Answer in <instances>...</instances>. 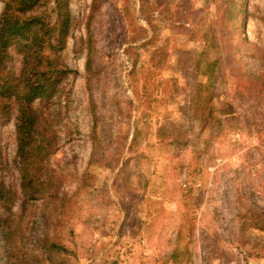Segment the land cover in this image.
Returning <instances> with one entry per match:
<instances>
[{
	"label": "rangeland",
	"instance_id": "374dc122",
	"mask_svg": "<svg viewBox=\"0 0 264 264\" xmlns=\"http://www.w3.org/2000/svg\"><path fill=\"white\" fill-rule=\"evenodd\" d=\"M68 9L44 194L21 192L0 110V264H264V0Z\"/></svg>",
	"mask_w": 264,
	"mask_h": 264
},
{
	"label": "trees",
	"instance_id": "16d2710c",
	"mask_svg": "<svg viewBox=\"0 0 264 264\" xmlns=\"http://www.w3.org/2000/svg\"><path fill=\"white\" fill-rule=\"evenodd\" d=\"M41 1L0 0V110L10 105L14 107L19 185L25 196L35 192L44 194L45 188L39 187V177L46 168L43 166L45 156L54 152L57 142L43 110L69 72L56 56L70 27L68 0H43L50 2V9L37 12ZM10 46L18 55L15 75L6 69ZM201 106L203 126L209 120H216L212 117V107L206 103ZM218 106L219 114L232 111L228 102ZM225 118L229 119L228 115Z\"/></svg>",
	"mask_w": 264,
	"mask_h": 264
}]
</instances>
